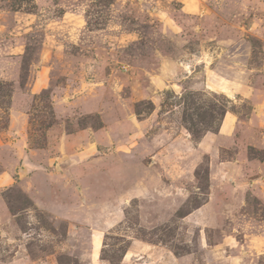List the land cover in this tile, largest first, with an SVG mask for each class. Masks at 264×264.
<instances>
[{
    "label": "rangeland",
    "instance_id": "374dc122",
    "mask_svg": "<svg viewBox=\"0 0 264 264\" xmlns=\"http://www.w3.org/2000/svg\"><path fill=\"white\" fill-rule=\"evenodd\" d=\"M0 264H264V0H0Z\"/></svg>",
    "mask_w": 264,
    "mask_h": 264
},
{
    "label": "trees",
    "instance_id": "16d2710c",
    "mask_svg": "<svg viewBox=\"0 0 264 264\" xmlns=\"http://www.w3.org/2000/svg\"><path fill=\"white\" fill-rule=\"evenodd\" d=\"M190 97H191V100L194 99L193 95H191ZM226 114H227L226 105L225 104H221L216 109H213V113L210 115V117L212 119H217V121H219V122L221 121V124H222V122L224 121V118H225ZM197 116H198V114H197ZM205 119L206 118H204V116H202L200 122H205ZM184 122H185V124L189 125L188 130L190 131V133L192 134V136H194L195 138H199L200 133L196 129V126L197 125L194 123L193 118L190 117V116H186L185 115ZM221 124H219V128L221 127ZM121 254H122V256L119 257L120 260L125 258V255L127 254V249L126 248L123 249ZM108 261H110V259Z\"/></svg>",
    "mask_w": 264,
    "mask_h": 264
},
{
    "label": "crops",
    "instance_id": "0c3cea01",
    "mask_svg": "<svg viewBox=\"0 0 264 264\" xmlns=\"http://www.w3.org/2000/svg\"><path fill=\"white\" fill-rule=\"evenodd\" d=\"M228 119H229V117H227V115H226V117H225V119H224V122H225V123H223V127H224V128L226 127V124H227ZM229 120H230V119H229ZM130 252H131V250L129 249V250L127 251V254L125 255L126 258L128 257V255H129ZM124 259H125V258H124Z\"/></svg>",
    "mask_w": 264,
    "mask_h": 264
},
{
    "label": "bare ground",
    "instance_id": "6f19581e",
    "mask_svg": "<svg viewBox=\"0 0 264 264\" xmlns=\"http://www.w3.org/2000/svg\"><path fill=\"white\" fill-rule=\"evenodd\" d=\"M229 122H230V120L228 119L227 124H228ZM227 124H226V125H227Z\"/></svg>",
    "mask_w": 264,
    "mask_h": 264
}]
</instances>
